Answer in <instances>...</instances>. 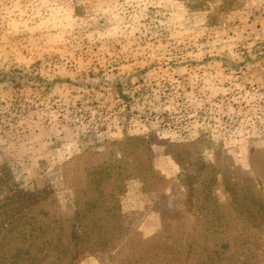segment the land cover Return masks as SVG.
Listing matches in <instances>:
<instances>
[{
	"label": "rangeland",
	"instance_id": "rangeland-1",
	"mask_svg": "<svg viewBox=\"0 0 264 264\" xmlns=\"http://www.w3.org/2000/svg\"><path fill=\"white\" fill-rule=\"evenodd\" d=\"M22 221L31 264H264V0H0Z\"/></svg>",
	"mask_w": 264,
	"mask_h": 264
},
{
	"label": "trees",
	"instance_id": "trees-1",
	"mask_svg": "<svg viewBox=\"0 0 264 264\" xmlns=\"http://www.w3.org/2000/svg\"><path fill=\"white\" fill-rule=\"evenodd\" d=\"M25 224V221H22L21 227L17 231L14 225L0 227V264H21V262L27 260L30 255L28 248H23L22 246L26 243L30 246L33 243L39 242L41 236L36 234V237V235L32 233V229L27 231ZM12 241L15 242L14 245H10ZM40 245L37 246V248H39ZM6 246L7 248H5ZM256 252L257 250L255 254ZM250 254L253 255V252L251 251ZM37 259V257H29V264L37 261Z\"/></svg>",
	"mask_w": 264,
	"mask_h": 264
}]
</instances>
